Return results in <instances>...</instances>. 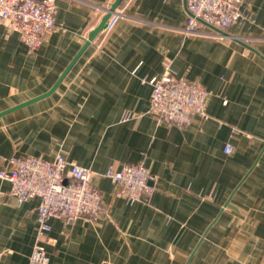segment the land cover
Segmentation results:
<instances>
[{
	"label": "crops",
	"instance_id": "obj_1",
	"mask_svg": "<svg viewBox=\"0 0 264 264\" xmlns=\"http://www.w3.org/2000/svg\"><path fill=\"white\" fill-rule=\"evenodd\" d=\"M113 1L56 0L32 53L0 28V112L48 91ZM247 7L221 38L208 24L184 33L186 0H124L50 96L0 118V170L62 154L96 173L103 215L53 218L49 264H264V0ZM165 60L210 91L184 126L149 113ZM141 161L155 192L127 202L104 173ZM10 188L0 178V264H29L39 199L19 204Z\"/></svg>",
	"mask_w": 264,
	"mask_h": 264
},
{
	"label": "built area",
	"instance_id": "obj_2",
	"mask_svg": "<svg viewBox=\"0 0 264 264\" xmlns=\"http://www.w3.org/2000/svg\"><path fill=\"white\" fill-rule=\"evenodd\" d=\"M186 5L189 11L183 28L186 35L202 33L201 25L208 24L217 28L210 34L223 38L228 36L226 31L232 24L250 17L247 0H186ZM56 10V0H0V28L19 33L28 52L32 53L56 28ZM148 82L152 85L149 113L159 121L184 126L195 114L206 115L210 91L197 81L176 76L169 60L164 61L163 73ZM128 114L125 113L124 118ZM227 151L231 152V147ZM4 161L6 165L0 170V178L11 184L8 195L15 197L19 204L39 199L29 264H49L46 243L51 241L53 218L97 221L103 215L102 195L94 184L96 173L91 168L70 161L62 154L52 160L26 155ZM104 176L118 185V193L127 202L150 198L155 192L150 182L151 172L144 161L110 167Z\"/></svg>",
	"mask_w": 264,
	"mask_h": 264
},
{
	"label": "water",
	"instance_id": "obj_3",
	"mask_svg": "<svg viewBox=\"0 0 264 264\" xmlns=\"http://www.w3.org/2000/svg\"><path fill=\"white\" fill-rule=\"evenodd\" d=\"M123 0H114L110 3L109 7L105 10V13L103 14L100 22L90 30L88 34V38L83 43L77 54L74 56L72 61L68 64V66L65 68V70L62 72L60 77L57 79L55 84L45 93H42L40 95H37L35 97H32L18 105H15L9 109H6L2 112H0V118L3 117L8 112H11L13 110H16L18 108H21L23 106H26L30 103H33L37 100H40L44 97L50 96L60 85V83L63 81V79L67 76L73 65L76 63V61L79 59V57L84 53V51L87 49V47L97 38V36L103 32L107 27L109 26L111 17L117 12L118 8L121 6ZM151 182V181H150Z\"/></svg>",
	"mask_w": 264,
	"mask_h": 264
},
{
	"label": "trees",
	"instance_id": "obj_4",
	"mask_svg": "<svg viewBox=\"0 0 264 264\" xmlns=\"http://www.w3.org/2000/svg\"><path fill=\"white\" fill-rule=\"evenodd\" d=\"M124 1V0H123Z\"/></svg>",
	"mask_w": 264,
	"mask_h": 264
}]
</instances>
